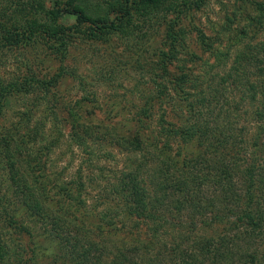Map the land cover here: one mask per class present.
<instances>
[{"label": "trees", "instance_id": "trees-1", "mask_svg": "<svg viewBox=\"0 0 264 264\" xmlns=\"http://www.w3.org/2000/svg\"><path fill=\"white\" fill-rule=\"evenodd\" d=\"M206 1L54 0L49 6L47 0H0V43L35 46L44 40L66 57L75 38L113 49L119 40L122 53L128 52L126 59H120L122 68L128 72L131 65V70L149 77L148 85L166 89L184 43L172 34L178 18L169 22L168 16L199 10ZM259 6L262 25L264 2ZM69 18L75 22L64 24ZM164 19L171 30L161 51L154 38ZM101 73L96 81L104 82L105 75L114 81L113 69ZM25 82L0 79V163L13 210L41 223L52 264H264V42L238 50L230 67L211 74L183 106L192 119L183 130L184 139L188 143L195 139L197 148L204 149L189 157L168 146L152 149L124 173L119 187L122 199L133 214L152 223V238L146 242H128L122 230L112 229V221L75 228L71 215L48 210L45 191L53 176L46 177L43 161L41 172L34 170L36 151L42 148L39 140L45 150L53 146L43 140L47 128H32L33 110L18 112L20 119L15 122L7 112L14 99L29 96L36 84L51 83ZM149 110L153 111V104ZM243 112L251 117L252 133L241 125ZM69 113L76 145L109 142L113 147H132L124 142L118 125L88 120L93 115L88 106L73 107ZM143 143L134 134L131 144L143 147ZM16 252L0 235V264H18L12 262Z\"/></svg>", "mask_w": 264, "mask_h": 264}, {"label": "rangeland", "instance_id": "rangeland-1", "mask_svg": "<svg viewBox=\"0 0 264 264\" xmlns=\"http://www.w3.org/2000/svg\"><path fill=\"white\" fill-rule=\"evenodd\" d=\"M47 1L52 6L54 0ZM261 2L264 0H207L199 10L170 13L167 21L178 18L172 34L184 43L179 46L180 58L172 65L175 75L171 76L169 84L166 83V89L148 85L149 77L131 70L134 67L130 64L129 73L122 68L120 59H126L124 53L128 52L122 53L124 45L119 40L113 49L102 44L89 45V42L75 38L66 57L55 53L44 40L35 46L0 43V79L7 83L16 80L20 83L24 80H32L35 84L37 81L51 83V86L36 84L29 96L14 99L7 112L15 122L20 119L16 116L18 112L33 110L32 128L38 125L47 128L43 140L53 146L45 150V144L39 140L42 148L36 151L34 170L39 174L43 161L46 177L53 176L45 191L48 210L71 215L70 222L76 225L75 228L96 227L112 221L115 225L112 229L122 230L120 234L123 233L128 242L131 239L134 242L135 239L149 241L153 234L152 223L131 212L120 195V180L142 160L146 151L168 146L166 148L187 152L189 157L199 148L204 149L201 145L197 148L195 139L189 143L184 139L183 130L192 124V119L183 106L193 100L195 88L204 87L211 74L230 67L238 50L264 42V24L259 23ZM165 21L155 28L154 44L161 51L171 30L170 23ZM74 22L73 18L63 21L64 24ZM109 68L113 69L114 81H109L106 75L104 82L96 81V76L101 72L104 75ZM57 73L59 75H55ZM143 86H146L144 92L139 91ZM154 97L157 98L155 101ZM162 98L171 99L163 103ZM151 104L153 111L149 110ZM80 106H88L93 112L88 120L113 128L118 125L119 134L125 136L124 142L133 148L113 147L109 142L91 143L93 146L73 143L69 109L80 110ZM149 113L153 117L148 118ZM185 117L190 121L187 122ZM241 122L249 133L254 131L248 114L243 112ZM122 127L125 128L121 130ZM134 134L145 141V146L144 143L143 147L131 144ZM4 176L0 163V235L10 249L17 251L16 254L19 249L12 262L52 264L41 223L21 210H13L8 197L10 188Z\"/></svg>", "mask_w": 264, "mask_h": 264}]
</instances>
